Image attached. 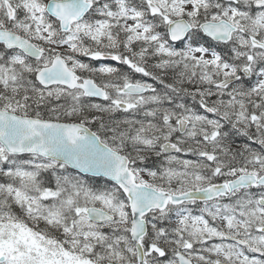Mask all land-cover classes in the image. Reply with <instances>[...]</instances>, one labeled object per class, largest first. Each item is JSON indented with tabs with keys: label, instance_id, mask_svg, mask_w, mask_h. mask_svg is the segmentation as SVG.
Listing matches in <instances>:
<instances>
[{
	"label": "snow or ice",
	"instance_id": "obj_1",
	"mask_svg": "<svg viewBox=\"0 0 264 264\" xmlns=\"http://www.w3.org/2000/svg\"><path fill=\"white\" fill-rule=\"evenodd\" d=\"M0 264H264V0H0Z\"/></svg>",
	"mask_w": 264,
	"mask_h": 264
}]
</instances>
